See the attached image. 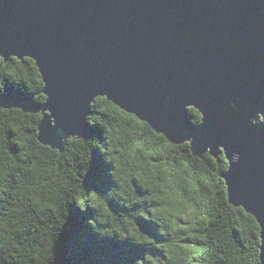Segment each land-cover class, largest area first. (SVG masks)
Wrapping results in <instances>:
<instances>
[{
  "label": "water",
  "instance_id": "obj_1",
  "mask_svg": "<svg viewBox=\"0 0 264 264\" xmlns=\"http://www.w3.org/2000/svg\"><path fill=\"white\" fill-rule=\"evenodd\" d=\"M0 52L36 61L45 103L7 89L0 106L43 115V146L85 138L107 96L199 158L224 154L229 203L264 240V0H0Z\"/></svg>",
  "mask_w": 264,
  "mask_h": 264
},
{
  "label": "trees",
  "instance_id": "obj_2",
  "mask_svg": "<svg viewBox=\"0 0 264 264\" xmlns=\"http://www.w3.org/2000/svg\"><path fill=\"white\" fill-rule=\"evenodd\" d=\"M7 89L46 101L36 63L24 59L0 64V96ZM111 104L96 99L88 135L69 139L62 152L40 143L43 115L0 112V188L8 189L0 193V264H244L261 246L252 243L261 230L229 203L224 154L199 158L189 143L169 148ZM189 113L199 126L201 114ZM141 141L147 147H137ZM152 148L161 156L144 155ZM92 186L104 191L100 199H90ZM175 212L186 214L187 231ZM191 232L207 239L192 240Z\"/></svg>",
  "mask_w": 264,
  "mask_h": 264
},
{
  "label": "snow or ice",
  "instance_id": "obj_3",
  "mask_svg": "<svg viewBox=\"0 0 264 264\" xmlns=\"http://www.w3.org/2000/svg\"><path fill=\"white\" fill-rule=\"evenodd\" d=\"M15 59H16L15 56H8L7 53L0 52V64H5L6 62H11V61H14ZM23 59L30 61V63H32V64L36 63L35 60H31L27 56L23 57ZM99 99L100 100H108V97L102 95L99 97ZM111 106L113 108H115L117 111L122 112L123 115L128 116V118L130 120H137V123L142 124L144 127H148V130L150 132H152L153 136H155L158 140L163 141V143L168 144L169 148L177 147L175 144H172L170 142V140L165 137L164 134L159 133L158 131H154L152 127H149L142 120H138L135 115H130L128 112H123V110L121 108H118L115 103H112ZM3 111H5V108L3 106H0V112H3ZM193 111H195V109H193ZM258 111L264 113V108H260V109H258ZM260 127H264V123H261ZM73 142H75V141H73ZM137 147H140L141 149H143L147 146L144 144L143 141H141L137 144ZM161 147H162V145H161ZM5 150L6 149L2 145H0V152H3ZM161 154H162L161 151L156 150L154 148L144 152L145 156H151V157H157V158L160 157ZM133 158L138 159V157H135V156ZM90 159H91V157H90ZM3 163H4L3 159L0 158V169H2ZM162 163L161 164H153L151 160L149 161V164L152 166L153 169H160L161 171H163ZM113 171H114V169H113ZM107 178L113 179L112 174L108 173ZM104 180H105V175L102 172L98 177L97 183L103 184ZM129 181H131V178H129ZM7 191H8L7 188H0V193L7 192ZM164 191H165V193H167V191H168L167 185L164 186ZM88 192L91 193L90 199H92V200H98L104 194V191L97 190L95 186L90 187L88 189ZM3 198L4 197L2 195H0V199H3ZM156 199H158V200L167 199V196L166 195L165 196L157 195ZM80 203L83 204L84 201H81ZM229 206L231 207V205H229ZM240 211L244 212V215H246V216L249 215V213L247 211H245L243 208H241ZM174 215L181 219V223H180L179 227L183 228V229H185V231H187L189 225H186L183 223V220L187 219L186 214L184 212H175ZM197 215H199V214L197 213ZM252 218L255 219L254 216ZM259 225H260V222L257 221V226L259 227ZM173 231H175V229H173ZM189 236L191 237L192 240H206L207 239L206 236L199 235L198 233H195V232L189 233ZM0 239H3V233L2 232H0ZM184 239H187V237H184ZM86 242H87L86 240L83 242L77 241L76 246H79L81 243H86ZM252 243H253V245H256L257 243H259L261 245V247H257L255 253H249L248 256H246L244 259V264H264V240L257 241L256 239H253ZM186 249L188 251H194V252L199 253V254H203L205 251H207L206 248L200 247L196 244H187ZM252 256H254V258H249Z\"/></svg>",
  "mask_w": 264,
  "mask_h": 264
},
{
  "label": "rangeland",
  "instance_id": "obj_4",
  "mask_svg": "<svg viewBox=\"0 0 264 264\" xmlns=\"http://www.w3.org/2000/svg\"><path fill=\"white\" fill-rule=\"evenodd\" d=\"M260 117H262V120L261 121H264V116L263 115H260Z\"/></svg>",
  "mask_w": 264,
  "mask_h": 264
}]
</instances>
